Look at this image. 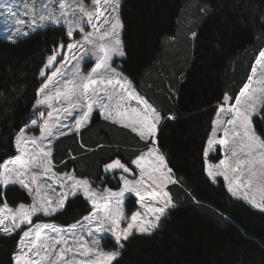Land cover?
Masks as SVG:
<instances>
[{"label":"snow or ice","instance_id":"1","mask_svg":"<svg viewBox=\"0 0 264 264\" xmlns=\"http://www.w3.org/2000/svg\"><path fill=\"white\" fill-rule=\"evenodd\" d=\"M120 5L121 0H19L0 11L10 43L50 29L64 37L47 49L37 69L39 86L28 118L12 134L14 154L0 158V234L18 237L12 264H119L122 242L157 233L179 207L171 186L201 203L170 166L162 145L168 123L177 117L143 92L126 68L132 53L123 39ZM210 11L200 8L205 15ZM239 16L242 25L264 26V6L255 0H245ZM189 34L193 41L198 37L196 31ZM162 39L175 42L177 36ZM169 92L178 96L171 86ZM212 111L200 150L203 174L223 186L227 197L264 212V45L242 87L233 95L222 93ZM97 119L127 130L143 147L131 157L118 146L110 152L102 163L107 179L78 175L75 168L57 172V142L79 137ZM80 147L87 152L105 145L93 149L80 141ZM113 180L116 190L101 186ZM14 192L25 196L13 199ZM126 194L135 196L138 208L125 209ZM80 197L89 205L87 215L66 228L45 222ZM108 237L117 250H104Z\"/></svg>","mask_w":264,"mask_h":264},{"label":"trees","instance_id":"2","mask_svg":"<svg viewBox=\"0 0 264 264\" xmlns=\"http://www.w3.org/2000/svg\"><path fill=\"white\" fill-rule=\"evenodd\" d=\"M255 3L264 6V0ZM244 4L245 0L239 6L235 0H122L123 39L132 53L126 68L150 90L156 104L177 117L168 123L162 145L170 166L201 203L171 186L179 207L157 233L123 242L119 264H264V212L227 197L223 186L209 182L201 170L200 150L212 109L222 93L233 95L242 87L257 49L264 45V26L239 23ZM204 6L211 9L206 15L200 12ZM247 15L250 9L245 19ZM190 30L198 33L195 41ZM172 35L177 36L175 42L163 41ZM63 38L62 32L51 29L15 44L0 35V158L14 154L12 134L28 118L39 86L37 69L47 49ZM220 40L224 43L217 49ZM169 86L178 96H171ZM80 141L93 149L98 143L105 147L86 152ZM117 146L131 157L142 144L127 130L97 119L79 137L57 142L55 163L61 171L75 168L78 175L107 179L102 163ZM101 186L116 189V181ZM9 195L16 200L25 196ZM128 199L135 202L133 195ZM88 208L83 197L70 199L50 220L67 225ZM17 240L0 234V264H12Z\"/></svg>","mask_w":264,"mask_h":264},{"label":"rangeland","instance_id":"3","mask_svg":"<svg viewBox=\"0 0 264 264\" xmlns=\"http://www.w3.org/2000/svg\"><path fill=\"white\" fill-rule=\"evenodd\" d=\"M19 2V0H0V11H4L7 7H10L11 5H13V4H15V3H18ZM121 4H122V0H121ZM120 15H121V5H120ZM122 19V18H121ZM0 35L2 36V37H4L5 38V33H4V31H3V26L2 25H0ZM123 35V34H122ZM146 86H142V91L143 92H145V93H147V95L148 96H150L149 95V92H150V90H148L147 88H145ZM36 135H39V132L37 131L36 133H35ZM57 165V164H56ZM58 166V165H57ZM57 172H62L61 170H59L58 169V167H56V169H55ZM109 188H111V187H109ZM57 190H59V188L57 187ZM113 190H115V188H113ZM130 195H132V194H126V197H125V200H124V207H125V209L127 210V211H132V210H135L136 208H138L139 207V205H138V203L136 202V198H135V196H134V200H135V202H131L130 201V199H128V197H130ZM84 215H87V213H85ZM80 219V218H79ZM45 222H48V223H53V224H56L57 226H60V227H64V228H66V227H68L70 224H73V223H75L76 222V220L75 221H73V222H71V223H69V224H67V225H62L61 223H59V222H57V221H52V220H50V219H46L45 220ZM123 243V242H122ZM113 245H115V248L113 247ZM123 245H124V243H123ZM102 246H103V248H104V250H107V251H114V250H117V248H118V245H117V243L115 242V240H114V238H111V237H108L106 240H104V241H102ZM122 249V248H121Z\"/></svg>","mask_w":264,"mask_h":264},{"label":"crops","instance_id":"4","mask_svg":"<svg viewBox=\"0 0 264 264\" xmlns=\"http://www.w3.org/2000/svg\"><path fill=\"white\" fill-rule=\"evenodd\" d=\"M140 143V142H139ZM137 145V144H136ZM139 146V145H138ZM143 147V145L140 147V148H142ZM116 190V189H115Z\"/></svg>","mask_w":264,"mask_h":264}]
</instances>
